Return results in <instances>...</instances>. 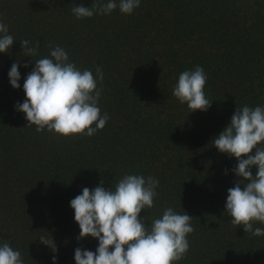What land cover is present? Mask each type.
Instances as JSON below:
<instances>
[{
    "label": "trees",
    "instance_id": "16d2710c",
    "mask_svg": "<svg viewBox=\"0 0 264 264\" xmlns=\"http://www.w3.org/2000/svg\"><path fill=\"white\" fill-rule=\"evenodd\" d=\"M93 2L15 0L10 12L0 7L15 38L10 53H0V244L19 250L24 264H53V255L56 264H76L75 249L95 252L99 241L78 239L70 201L84 187L103 181L114 190L125 174H136L159 181L154 207L141 212L146 226L169 207L193 218L190 251L173 264H264V235L234 226L226 212L238 160L212 144L237 107H264V0H141L131 15L116 0L108 15L72 14L75 5ZM25 39L39 42L37 55H24ZM49 42L80 70H103L98 106L109 120L91 137L37 132L16 108ZM13 63L20 64L19 89L9 80ZM198 65L213 101L206 112H190L172 94L180 73ZM42 235L52 236L57 253L39 242Z\"/></svg>",
    "mask_w": 264,
    "mask_h": 264
},
{
    "label": "clouds",
    "instance_id": "9594fccd",
    "mask_svg": "<svg viewBox=\"0 0 264 264\" xmlns=\"http://www.w3.org/2000/svg\"><path fill=\"white\" fill-rule=\"evenodd\" d=\"M140 4L141 0H119V10L131 15ZM117 6L116 0L106 3L94 0L91 7L75 5L71 11L77 19H84L108 15ZM14 42L8 25L0 19V53H10ZM20 43L25 56L37 55L39 42L35 46H30L27 39ZM47 46L48 56L37 59L24 80L26 99L16 108L25 114L27 127L35 125L37 132L47 129L63 137L74 134L91 137L103 130L109 120L98 106L103 91L98 83L103 82V70L97 66L94 76L92 71L80 70L71 62L64 48L51 42ZM19 67V63H13L8 73L15 89L21 87ZM207 80L199 65L183 71L172 94L190 112H206L213 102L205 93ZM212 144L238 160L233 172L239 179L228 189L225 206L232 217L230 223L242 226L246 233L264 235V228L253 227L256 222L264 223V107H237L231 123ZM253 167L257 169L255 174ZM158 186V179L152 176L125 174L114 190L105 189L103 181L94 189L84 187L82 194L70 201L80 228L78 239L93 237L99 244L95 252L76 248V264H173L185 259L190 251L188 236L195 231L189 214L177 213L169 207L150 226L141 218L142 210L154 207ZM39 242L53 253L58 252L52 236L42 235ZM52 259L56 264L57 256ZM0 264H24L22 253L5 241L0 244Z\"/></svg>",
    "mask_w": 264,
    "mask_h": 264
},
{
    "label": "rangeland",
    "instance_id": "374dc122",
    "mask_svg": "<svg viewBox=\"0 0 264 264\" xmlns=\"http://www.w3.org/2000/svg\"><path fill=\"white\" fill-rule=\"evenodd\" d=\"M4 1V0H3ZM7 3H6V5H5V3L4 2H1V4H0V7L2 8V9H5L4 10V12H10V7L12 8V6L14 5V1L15 0H5Z\"/></svg>",
    "mask_w": 264,
    "mask_h": 264
}]
</instances>
